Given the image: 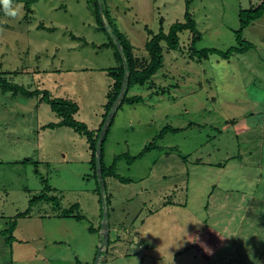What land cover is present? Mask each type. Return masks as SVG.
<instances>
[{
	"label": "rangeland",
	"instance_id": "obj_1",
	"mask_svg": "<svg viewBox=\"0 0 264 264\" xmlns=\"http://www.w3.org/2000/svg\"><path fill=\"white\" fill-rule=\"evenodd\" d=\"M191 2L189 11L203 36L197 49L228 51L238 46L234 31L240 28V9L261 0ZM108 4L139 59L148 57L150 32L159 33L160 21L168 32L188 10L186 0ZM9 7L0 12V71L27 91L46 90L77 103L76 120L96 132L113 83L108 70L120 64L115 49L103 48L111 39L99 30L93 6L88 0H39L28 13L25 1L9 0ZM42 23L55 31L40 29ZM244 37L253 49L230 61L214 55L197 63L188 57V33L180 51L163 44L165 65L152 79L155 86H137L130 93L146 102L117 109L105 164L111 167L118 156H138L167 125L184 131L159 142L162 152L132 165L121 160L116 174L129 183L108 178L105 193L86 138L67 127L44 129L60 122L48 104L0 90V230L17 221L14 236L25 241L12 252L0 239L9 245L0 247V264H207L212 257L264 264V16ZM169 86L170 96L150 99L156 88ZM218 163L225 168L214 166ZM211 189H216L211 199L216 208L205 199ZM230 190H235L232 198ZM44 193L53 200L41 199L32 207ZM107 195L113 243L103 247L101 199ZM209 204L212 223L225 218L222 225L206 227ZM76 205L74 214L84 221L60 217ZM28 211L30 216L15 218ZM234 213L237 221L230 220ZM226 226L234 231L231 236L219 232ZM238 228L237 244L244 247L239 258H231L224 250Z\"/></svg>",
	"mask_w": 264,
	"mask_h": 264
},
{
	"label": "trees",
	"instance_id": "obj_2",
	"mask_svg": "<svg viewBox=\"0 0 264 264\" xmlns=\"http://www.w3.org/2000/svg\"><path fill=\"white\" fill-rule=\"evenodd\" d=\"M26 2L27 12L31 13V6L34 3H37L39 0H21ZM90 4L93 6L95 16L97 18L98 24L100 25L99 30L107 33L110 36L111 42L109 44H104L103 48H113L115 49V56L120 64L118 68L108 70V74L113 79V83L110 86L107 96V103L105 105V112L103 114L102 122L100 124L99 129L95 132L90 130L89 126L83 122L77 121L75 116L80 111V107L77 103L68 100V99H56L52 97V95L46 90H37V91H27L24 87L14 85L8 81L7 76L4 72L0 71V90L3 93L11 92L13 96H18V94L22 93L29 97H38L40 104H48L52 111L58 116L60 119L57 124H50L44 127V129H55L57 127H67L78 133L80 136L87 139L89 144V149L92 151V159L91 164L97 176V145L100 138V135L103 131L104 125L106 123L107 118L113 112V105L117 101L125 78V68L128 69V79L125 88L124 97L122 99L121 104L118 106L117 109H121L124 105L134 106L136 104L145 103L146 99L140 95H133L131 96L130 93L133 88L139 87H147L149 84L151 86H155L153 84L152 79L162 70L165 65V47L163 44L167 46L169 51H180L182 49V37L185 34L192 35L191 45L188 48L190 57L193 60H196L197 63H202L204 60L209 59L211 56L217 55L223 58L226 61H230L236 54H244L251 49H253L252 44L247 43L244 37V32L248 29L253 23L257 22L264 16V0H261V3L257 6H251L249 9H240L239 12V22L240 28L239 30L234 31V35L236 37V41L238 43L237 47H233L228 51H222L216 48H206V49H197V45L200 41H202L203 36L198 29V25L196 20L194 19L193 15L189 11L191 7V0H186L187 8L185 14V19L183 22H175L173 23L168 32H165L163 27V21H160V31L158 34L150 32L152 35V39L147 43L146 50L148 57L139 59L136 58L133 54V47L128 40L127 35L121 31L116 23V20L112 18L111 10L108 4V0H100L102 5V12L99 8V0H88ZM5 9L3 0H0V12ZM11 9V7H8ZM7 10V9H6ZM42 30H48L49 32H54L55 30L52 28H46L45 25L42 23L39 26ZM77 39L76 37H73ZM121 49L119 48V45ZM122 50V53H121ZM157 90L151 94L150 99L154 97H160L168 94L170 96L171 86L168 88H156ZM118 111L115 112L114 117L111 119L109 128L104 138V144L102 147V154H101V164H102V173L104 179V193L107 191V179L108 178H115L119 179L123 183H129L128 180L122 179L120 176L116 174L117 164L121 160H126L128 164L132 165L137 160L142 159L147 154H150L154 151L159 150L160 152L164 151V147L158 145L159 142L163 141L168 135L170 134H178L184 130L180 128H174L171 125L165 126L160 133L153 139L148 147H146L138 156L132 157L130 155H123L118 156L115 158V162L111 167H107L105 164V147L107 140L109 138L111 128L115 122V117ZM214 166L223 167L225 165L217 164ZM36 167L38 165L36 164ZM98 178V176H97ZM99 181V179H98ZM100 183V182H99ZM42 184H45L44 179H42ZM100 184V189H101ZM49 188L47 187V190ZM49 191V190H48ZM48 199L51 201L53 198H50L48 194H41L33 201H31L32 207L39 202V200ZM101 202H105L108 209L109 219L111 214L109 212V207L111 205V197L109 195L103 197ZM79 206L76 205L70 209L66 214L60 216L61 218H75L78 221H84L85 217L79 213L75 216V210L78 211ZM29 214L28 212L20 213L15 218L18 220L20 218H26ZM109 226V239H108V246L111 245L112 240L110 239V228L111 225L108 221ZM17 227V221L12 223L8 229L0 231V237L5 238V240L12 245L16 241V237L14 236V230ZM101 230V229H100ZM90 231L95 233L97 230L95 228H91ZM119 239V238H118ZM116 239V241H118ZM10 241V242H9ZM107 246V247H108ZM108 250V248H106Z\"/></svg>",
	"mask_w": 264,
	"mask_h": 264
},
{
	"label": "crops",
	"instance_id": "obj_3",
	"mask_svg": "<svg viewBox=\"0 0 264 264\" xmlns=\"http://www.w3.org/2000/svg\"><path fill=\"white\" fill-rule=\"evenodd\" d=\"M222 168V167H221ZM223 168H225V166L223 167ZM190 185L188 186V188L190 189ZM215 191H216V189H211L210 190V193L208 194V196L205 198L208 202H209V200L211 201V199L214 197V195H215ZM233 191H235V190H230L229 192H228V194L229 195H227V196H230L231 197V194H232V192ZM195 192V191H194ZM207 194V193H206ZM205 194V195H206ZM219 193H217V195H218ZM216 198V197H215ZM214 198V199H215ZM232 198V197H231ZM212 202V201H211ZM211 202H209L210 204H211ZM214 202V201H213ZM212 202V204H214V208H216L215 207V203H213ZM171 203H169V205H170ZM210 204H209V206H208V216L209 217H211V218H208V220H207V222L208 223H210V225H206V227L207 228H209L210 226H211V224H213V223H215L216 222V224H220V225H222L223 224V221L221 220V219H225V218H221V219H218V218H216V219H214L215 220V222H213L212 223V220H213V213H211L212 212V206H210ZM175 205V204H174ZM188 206V202L186 203V207ZM203 207V206H202ZM251 207H253V206H251ZM214 208H213V210H214ZM218 209V208H217ZM209 210H210V212H209ZM197 211V210H196ZM200 212V211H199ZM197 213H198V211H197ZM28 216H30V215H28ZM27 216V217H28ZM239 215L238 214H233V216H231L230 218H232V219H230V220H232V221H237L238 219H239V217H238ZM242 218H240V220L238 221V222H240V225H243L244 223H245V221L243 220V216H241ZM205 219H207V218H205ZM220 220V221H219ZM242 223V224H241ZM7 225V223H4V226H6ZM239 225V224H238ZM209 226V227H208ZM212 227V226H211ZM216 227V226H215ZM227 227V226H226ZM226 227H225V229L224 230H222L220 227H219V229H220V231L219 232H222V231H227L228 233H230V234H228L229 236H231V233L233 234L234 233V231H232V230H230L229 231V228L227 227V229H226ZM237 229V228H236ZM240 228H238V231H235L236 233H237V236H238V238L236 239V237H234V238H228L227 239V244L228 243H231V245L230 246H226V247H228V250H224V254H226V252H227V255H228V257H231V258H235V257H238L239 258V256H240V254H241V251H240V248H242L243 249V247L244 246H242V247H240V244L238 245L237 243L239 242L238 240L241 238V236L239 235V233H240ZM0 231H2V230H0ZM221 233H218V235H220ZM219 237V236H218ZM223 238L222 239H224L225 238V236L223 235L222 236ZM221 238V237H220ZM0 239H3L2 237H0ZM236 241V242H235ZM25 241L24 240H20V239H18L17 237H16V241L11 245V247L10 248H12L13 250H12V252L14 251V246H15V244H18V243H24ZM197 243V242H196ZM3 246V248H7L8 246H7V244H5V242H0V247H2ZM13 246V247H12ZM195 247H196V244L193 246V250L195 251ZM153 248V247H152ZM198 252V251H197ZM244 252H245V250H242V253L244 254ZM179 254H177V255H175V259L177 258V256H178ZM213 255H215L214 253H211V255H209L210 257L211 256H213ZM154 256H151V258H153ZM245 258V257H244ZM46 262H47V260H45ZM233 261V260H232ZM207 264H243V261H241L240 262V260H237V261H233V262H230V260L229 261H227V260H221V257L220 258H218V257H212L211 259H210V261L209 262H207Z\"/></svg>",
	"mask_w": 264,
	"mask_h": 264
},
{
	"label": "water",
	"instance_id": "obj_4",
	"mask_svg": "<svg viewBox=\"0 0 264 264\" xmlns=\"http://www.w3.org/2000/svg\"><path fill=\"white\" fill-rule=\"evenodd\" d=\"M99 8L100 11L102 12V5L100 3L99 0ZM117 44L119 45V42L117 41ZM119 48L121 49L120 45ZM122 53V50H121ZM127 79H128V69L127 67L125 68V78H124V83H123V87L121 90V93L117 99V101L115 102V104L113 105V112L109 115V117L106 120V123L104 125L103 131L100 135L99 141H98V145H97V175H98V179L99 182L101 184L102 187V192H104V179H103V173H102V164H101V154H102V147L104 144V138L105 135L107 133V130L109 128L111 119L114 117L115 112L117 111L118 106L121 104L122 99L124 97V93H125V88H126V84H127ZM103 208H104V215H103V247H105L108 244V239H109V226H108V221H109V214H108V209H107V205L104 202L103 203Z\"/></svg>",
	"mask_w": 264,
	"mask_h": 264
},
{
	"label": "clouds",
	"instance_id": "obj_5",
	"mask_svg": "<svg viewBox=\"0 0 264 264\" xmlns=\"http://www.w3.org/2000/svg\"><path fill=\"white\" fill-rule=\"evenodd\" d=\"M3 4H4L5 9H8V7H9V0H3ZM10 14L11 15H15V12L14 11H10Z\"/></svg>",
	"mask_w": 264,
	"mask_h": 264
}]
</instances>
